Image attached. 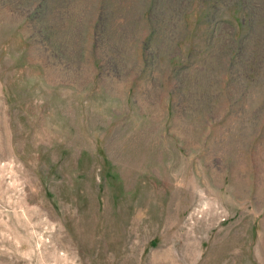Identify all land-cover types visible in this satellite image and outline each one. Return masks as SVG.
Returning a JSON list of instances; mask_svg holds the SVG:
<instances>
[{
	"label": "rangeland",
	"instance_id": "rangeland-1",
	"mask_svg": "<svg viewBox=\"0 0 264 264\" xmlns=\"http://www.w3.org/2000/svg\"><path fill=\"white\" fill-rule=\"evenodd\" d=\"M0 264H264V0H0Z\"/></svg>",
	"mask_w": 264,
	"mask_h": 264
}]
</instances>
